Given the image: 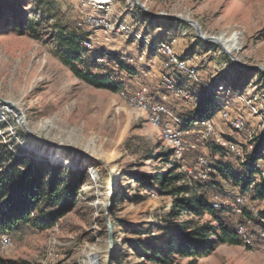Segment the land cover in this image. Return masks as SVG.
<instances>
[{"label": "rangeland", "instance_id": "obj_1", "mask_svg": "<svg viewBox=\"0 0 264 264\" xmlns=\"http://www.w3.org/2000/svg\"><path fill=\"white\" fill-rule=\"evenodd\" d=\"M80 12L79 0H0V155L7 158L10 153L23 154L65 172L86 173L75 207L52 229L26 228L5 235L11 240V248L0 250V260L26 264H160L148 260V247L159 246L166 233L175 232L191 217L172 215V197L160 193L158 184L148 188L149 182L141 179L181 173L209 203L212 197H218L220 217L235 227H245L249 243L218 244L197 261L175 255L170 264H264V240L258 224L237 212L240 187L217 172L207 181L194 178L200 157L211 166L226 167L245 178L246 165H250L247 156L256 151L264 155V141L260 140L264 131V0H112V19L140 33V42L123 34L105 36L79 29ZM192 23L205 37L228 41L229 50L218 42L200 39ZM60 31H76L83 33L85 40L91 39L93 49L85 50L83 60L89 65L95 61L97 68L91 71L111 75L123 84L122 89L116 93L95 89L75 78L55 55V37ZM160 42L172 43L178 56L192 60L203 83L223 81L235 93H259L261 117L252 116L237 97L210 93L166 69L165 57L153 47ZM110 55L136 61L130 65L136 75L120 72L110 62ZM99 58L104 63L99 64ZM166 74L188 93V98L176 97L162 86L161 76ZM141 87L147 88L150 101L163 105L180 120L170 119L183 134L185 151L179 159L163 140L161 129L134 112L121 95L123 92L132 97ZM205 97L216 104L211 120L217 135L236 143L243 159L216 148L211 138L202 137L197 120L192 121L198 103ZM3 101L18 108L20 115ZM223 111L242 117L254 138L249 140L244 132H235L222 120ZM25 128L38 139L61 147L33 139ZM166 150H172L170 157L159 155ZM255 169L264 177L263 159ZM253 180L259 182L257 176ZM245 197L251 207L261 210L249 193Z\"/></svg>", "mask_w": 264, "mask_h": 264}, {"label": "trees", "instance_id": "obj_2", "mask_svg": "<svg viewBox=\"0 0 264 264\" xmlns=\"http://www.w3.org/2000/svg\"><path fill=\"white\" fill-rule=\"evenodd\" d=\"M84 40L83 33L60 31L55 37V55L81 82L95 89L118 92L123 87L121 82L111 79V75L93 73L90 68H97V63L94 61L89 65V61L83 60L86 49L81 43ZM109 59L120 72L130 76L136 75L135 69L122 57L110 55ZM215 108L216 104L205 97L198 103L192 121L211 120ZM186 126L188 123L185 128ZM260 140L264 141V131ZM216 148L221 150L218 146ZM159 155L170 157L172 150H166ZM3 156L0 155V236H11L26 228L41 231L54 228L57 222L75 207L77 195L86 180V173L65 172L61 167L37 163L23 154L10 153L7 158ZM261 157V152L258 151L247 156V164L250 165H246L245 178L226 167L220 169L213 165L212 168L217 173L230 177V181L240 187L242 196L249 193L251 201L262 205L263 208L255 220L245 210L243 215L258 224L264 240V177L255 169ZM3 162H6V165ZM256 176L258 183L253 180ZM141 181L149 182L148 188L152 187L153 183L158 184L160 193L172 197V215L191 217L177 227L175 232L166 233L159 246L148 247L147 257L150 262L170 264V258L175 255L197 261L207 256L218 244H244L237 234L238 227L226 223L218 211L212 208L207 197L199 193L195 186L187 181L185 175L156 174L142 176ZM204 217L209 219L202 221ZM0 264L26 263L0 260Z\"/></svg>", "mask_w": 264, "mask_h": 264}, {"label": "built area", "instance_id": "obj_3", "mask_svg": "<svg viewBox=\"0 0 264 264\" xmlns=\"http://www.w3.org/2000/svg\"><path fill=\"white\" fill-rule=\"evenodd\" d=\"M79 3L81 6V16L77 21V27L79 29L99 31L105 36L111 33H118L132 36L135 41H142L140 33L134 32L132 28L124 22L112 19V0H79ZM106 40H108V37H106ZM81 46L86 50L93 49L91 39L84 40L81 43ZM153 47L158 53L165 57L164 67L166 69L174 71L190 83L203 86L210 93L237 97L242 105L250 110L252 116L258 118L261 117V111L257 106V102L261 99L259 93H235L226 83L220 81L217 82L216 80H213L211 83H203L199 76L198 67L192 60L178 56L173 50L172 43L160 42L154 44ZM125 60L129 65H133L136 62L132 58H127ZM97 62L99 64L104 63V59L99 58L97 59ZM161 84L172 95L180 98H188V93L184 89L177 87L176 81L171 75H162ZM121 95L134 112L142 114L152 126L161 129L163 140L173 149V156L179 159L185 151L184 142L182 140L183 134L172 125L170 119L178 123H180V120L173 118L168 109L163 105L154 104L150 101L146 87H141L132 97L125 96L123 92H121ZM220 115L222 120L228 123L235 132H244L249 140L254 138V133L246 128L245 121L242 117H232L226 111L221 112ZM195 124L202 128L203 138H211L214 144L221 148V150L226 151L239 159H243L242 149L236 143L218 136L212 120H197ZM261 159L264 160V155ZM197 165L199 168L195 169L197 173L194 178L199 181H207L211 174H216V171L212 168L211 164L204 158L200 157L197 161ZM187 172L188 174H192L191 170H188ZM236 203L238 206V213H242L245 210L253 219L258 217L259 210L257 211L249 205L247 197L238 196L236 198ZM210 205L215 210L219 208V200L217 196L212 197ZM237 234L244 243H249L245 227L239 226L237 228ZM10 248L11 240L5 235L0 236V250L9 251Z\"/></svg>", "mask_w": 264, "mask_h": 264}, {"label": "water", "instance_id": "obj_4", "mask_svg": "<svg viewBox=\"0 0 264 264\" xmlns=\"http://www.w3.org/2000/svg\"><path fill=\"white\" fill-rule=\"evenodd\" d=\"M193 24V26H194V28L196 29V32H197V36L200 38V39H202L203 41H207V42H216V39L215 38H206V37H203L202 36V34H201V32H200V30H199V28H198V26L195 24V23H192ZM238 66H240L241 68H244L240 63H238V61H234ZM3 103L4 104H7V105H10V106H13L12 104H10V103H8V102H4L3 101ZM25 132L27 133V135H29L30 137H32L33 139H35V140H39V141H41V142H43V143H45V144H48L49 146H52V147H61V146H59V145H56V144H54V143H51V142H48V141H45V140H43V139H38L36 136H34L29 130H27L26 128H25ZM63 148H65V149H67V150H71V151H73V152H76L77 154H80V155H82V156H84V157H86V158H88V159H90V160H94V161H96V162H98V163H101V164H103V165H105V163L103 162V161H101V160H99V159H96V158H93L92 156H90V155H88V154H86L85 152H83V151H80V150H77V149H75V148H73V147H71V146H65V147H63Z\"/></svg>", "mask_w": 264, "mask_h": 264}, {"label": "bare ground", "instance_id": "obj_5", "mask_svg": "<svg viewBox=\"0 0 264 264\" xmlns=\"http://www.w3.org/2000/svg\"><path fill=\"white\" fill-rule=\"evenodd\" d=\"M202 34V33H201ZM202 36L203 37H205L203 34H202ZM207 38V37H206ZM216 42H218V44L219 45H221V47L225 50V49H228V41H224V40H222V39H220V38H218V40L216 39ZM236 42V41H235ZM229 50V49H228ZM228 53V52H227ZM13 109H14V111H16L19 115H20V113H19V109L18 108H16L14 105L13 106H11ZM20 118H21V116H19ZM21 120L24 122V120L21 118ZM40 127L41 128H44V126L43 125H40ZM32 133V132H31ZM91 142V144L93 143V139L90 141Z\"/></svg>", "mask_w": 264, "mask_h": 264}, {"label": "crops", "instance_id": "obj_6", "mask_svg": "<svg viewBox=\"0 0 264 264\" xmlns=\"http://www.w3.org/2000/svg\"><path fill=\"white\" fill-rule=\"evenodd\" d=\"M220 82H223V81H220ZM225 83V82H224ZM227 85H228V83H226ZM260 208L262 209L263 207H262V205L260 204Z\"/></svg>", "mask_w": 264, "mask_h": 264}]
</instances>
